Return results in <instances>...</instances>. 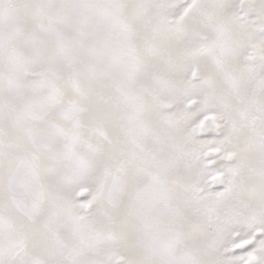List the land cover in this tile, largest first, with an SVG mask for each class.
Masks as SVG:
<instances>
[{
  "label": "snow or ice",
  "instance_id": "6c2138e0",
  "mask_svg": "<svg viewBox=\"0 0 264 264\" xmlns=\"http://www.w3.org/2000/svg\"><path fill=\"white\" fill-rule=\"evenodd\" d=\"M0 264H264V0H0Z\"/></svg>",
  "mask_w": 264,
  "mask_h": 264
}]
</instances>
